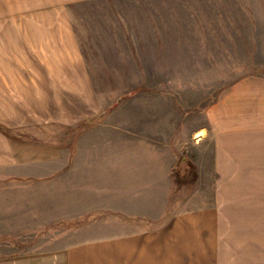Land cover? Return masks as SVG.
Instances as JSON below:
<instances>
[{
  "label": "rangeland",
  "instance_id": "obj_1",
  "mask_svg": "<svg viewBox=\"0 0 264 264\" xmlns=\"http://www.w3.org/2000/svg\"><path fill=\"white\" fill-rule=\"evenodd\" d=\"M50 17L73 51L26 34ZM249 81L262 100L264 0H0V259L264 264V181L208 214L211 118Z\"/></svg>",
  "mask_w": 264,
  "mask_h": 264
},
{
  "label": "crops",
  "instance_id": "obj_2",
  "mask_svg": "<svg viewBox=\"0 0 264 264\" xmlns=\"http://www.w3.org/2000/svg\"><path fill=\"white\" fill-rule=\"evenodd\" d=\"M170 18H172L171 15L167 18L166 23L163 22L162 26H170L168 20ZM64 20L65 18L60 17H50L43 20L34 18L32 24L35 25V28L32 29L33 32L26 34L39 36L38 40L44 44L45 49L57 51L60 48H69L68 50L73 51V45L66 42V40L72 39L67 37V34L71 35V30ZM24 21V23H27L26 21L31 20L25 19ZM68 54L74 56V52H68ZM44 69L48 73L46 83L50 84L47 87H80L78 84L76 86L72 85L75 81H81L83 87L88 88L90 86L83 76V73L87 72L85 66L83 69L77 68V70L66 68L64 71L63 68L60 76L54 74L53 66H45ZM62 73L65 75L62 76ZM75 73L78 74L77 80H75ZM29 83H33L29 84V87H40V85L35 84V81ZM68 83L71 84L67 85ZM251 84H253L252 81L244 82L241 86L244 89L236 87L231 91L232 93H227V113H213V118H211L214 121L212 130L215 132H212V137L214 138L211 150L213 149V152L210 155L213 154V157L210 158L208 167L210 170H215L217 174L215 182L217 191L213 194L214 200L210 204L208 214L217 218V222L224 211L222 207L225 205V201L222 200V195L228 197V206L229 197L243 196L244 198L249 190L246 186L252 187L254 191L253 186L264 181V93L262 100L258 97L255 98L253 96L254 86ZM252 108H258L263 112H250ZM243 170H249V174L246 173L244 175ZM256 170L260 172V180H255L254 175H258ZM223 184L227 187L222 192L221 186ZM233 186H241V189H235ZM236 205H239V203ZM243 206L246 207V204H243ZM217 226L215 225V227ZM219 230H221L220 227L217 228V231L221 232ZM71 257L73 258V251L70 249L69 251L67 249H55L28 253L18 257H3L0 259V264H71ZM223 257L224 259L227 258L225 255ZM249 257L251 258L252 256L250 255ZM225 260L226 264H228L233 259Z\"/></svg>",
  "mask_w": 264,
  "mask_h": 264
}]
</instances>
